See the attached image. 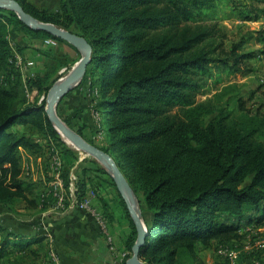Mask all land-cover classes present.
Wrapping results in <instances>:
<instances>
[{
	"label": "trees",
	"instance_id": "obj_1",
	"mask_svg": "<svg viewBox=\"0 0 264 264\" xmlns=\"http://www.w3.org/2000/svg\"><path fill=\"white\" fill-rule=\"evenodd\" d=\"M17 1L38 19L77 32L92 45L82 83L89 81L109 136L100 148L116 159L143 197L140 208L148 226L140 251L144 264H205L199 244L207 248L215 240L240 239L238 228L222 218L226 214L251 212V220L264 223V113L245 106L237 89L228 92L226 102L217 93L197 99L211 81L219 82L223 71H254L250 61L255 53L245 48L249 40L225 47L228 33L217 19L258 18L264 9L257 3L263 0H57L52 9ZM221 12L228 14L219 17ZM11 27L66 41L0 8V76L16 81L0 82V204L23 200L35 206L29 194L36 184L22 176L21 149L39 146L28 131L14 126L32 125L49 141L60 136L46 113V100L36 108L14 107L21 71ZM31 83L42 89L39 80ZM232 100L237 110L230 108ZM85 187L81 182L79 200ZM118 194L134 228L128 244L132 252L137 230ZM36 242V237H5L0 262L10 246Z\"/></svg>",
	"mask_w": 264,
	"mask_h": 264
},
{
	"label": "rangeland",
	"instance_id": "obj_2",
	"mask_svg": "<svg viewBox=\"0 0 264 264\" xmlns=\"http://www.w3.org/2000/svg\"><path fill=\"white\" fill-rule=\"evenodd\" d=\"M29 1L40 8H54L57 0ZM227 14L228 12H221L219 17ZM200 17L204 18V16ZM217 20L225 25V30L228 33L225 47L229 48L232 42L244 38L245 41L249 40L245 48L262 49V45L258 42L257 37H253L254 30L262 28L260 25L250 24L242 17H231L225 20L218 18ZM259 33L256 36H259ZM9 38L21 71V76H19L20 97L14 107L36 108L43 105L44 100H46L47 105V96L50 88L77 64L81 58V52L66 42L29 34L23 29L16 27H11ZM250 38L254 39L251 40ZM250 62L256 66L261 64L254 59ZM7 79L4 76H0L1 83L7 82ZM11 79H14V77ZM30 80H39L42 89L39 90ZM82 81L80 82V86L83 85L79 88L82 92H79L78 96L73 95L74 93L71 91V93H67L59 102L57 113L68 126L78 133L82 131L83 135H85V129L81 126L84 118L88 121L87 116L81 115V109L84 107H73L81 106V104L88 107L94 121L92 123H95L97 128L93 126L94 129L86 131V136L84 137L92 141L96 146L102 147L107 143L106 130L102 124V115L94 107L95 100L94 95L91 94L89 81L85 84ZM12 82L7 83L11 84ZM211 82L205 93L198 95V100H206L217 93L219 96H222V101L226 102L231 98L228 92L232 89H237L244 97L245 106L251 110L257 107L256 104L261 103L258 102L259 100L249 98L250 86L254 87L257 85L249 76L241 73L229 74L227 71H223L219 74V82ZM233 94H236V92ZM76 101L81 104L76 105ZM237 105L235 100L230 102L231 109H236ZM14 128L28 131L32 141L36 142L39 146L37 149H21L22 176L24 179L36 184L34 194H31L33 197L29 194L30 198L35 200L36 203L35 206H30L25 201L19 200L12 206L0 204V245L5 237H8L11 241H15L20 240V238H27L28 236L41 237L46 234H49V236H44L40 244L26 243L27 245L18 246L14 244L10 246L9 250L7 248L6 255L0 264H126L127 256L132 254L129 247L128 254L123 261H114L118 258L117 256L114 259L111 256L107 257L105 248L101 245L104 240L101 239L100 243V241L97 242L96 238H92L91 236L93 235L94 219L92 217L89 218L88 215H84L83 213L89 210V201L82 208V204L85 203L86 199L79 201L77 197L73 198V195L72 197L70 195L72 192H78L81 182H85L86 184V181L92 176V171L97 170L101 174L93 175V179H96L95 183L92 180L94 187L100 188L107 183V187L109 186L107 190H109L110 194L114 195V199L112 200H119V191L116 188V184L112 181V176L101 169L103 167L106 170L105 166L92 155L76 148L60 133L59 140L49 141L47 138H43V132L36 130L32 125L25 126L18 124ZM77 163H79L78 167L74 168V174L70 176L72 167ZM83 163L90 168V175H86L83 172L85 170ZM79 171L81 176L77 175ZM58 180L62 183V189H60L57 183L52 185V183ZM72 181L73 188L70 189ZM56 186L58 187L56 188ZM58 192L63 194L62 196L65 198L63 202H60ZM137 197L139 202L142 201L143 197L141 194L137 195ZM119 205L124 210V204L120 202ZM85 216L88 219H84ZM235 216L226 214L222 218L227 222L234 223ZM127 219L130 221L128 216ZM78 220H81V226L77 224ZM259 225L264 226V223ZM258 226L254 225L251 229L252 232L259 230ZM236 227L238 228V226ZM240 231L239 227L237 233L240 234ZM256 242L250 232H246L245 239L241 242L232 239L226 243H217L215 240L211 244L212 250L205 251L212 262L208 264H213V255L215 253L223 256V260L220 258V263L217 264H227V258H233L241 247H245L251 251H255L258 246L264 247V243L257 244ZM106 243L108 244V240L105 241ZM245 264H264V262L261 259H254L248 260Z\"/></svg>",
	"mask_w": 264,
	"mask_h": 264
},
{
	"label": "crops",
	"instance_id": "obj_3",
	"mask_svg": "<svg viewBox=\"0 0 264 264\" xmlns=\"http://www.w3.org/2000/svg\"><path fill=\"white\" fill-rule=\"evenodd\" d=\"M257 5L259 8L264 9V0L257 3ZM45 8H50V7H45ZM247 10L249 11V8L245 9L244 11H247ZM245 21L250 24L252 23L255 25H260L262 27V28H259L258 30H254L253 32L254 34L253 37L254 36L257 37L258 42H260V44L262 45L261 46L262 49L259 48L255 50V49L248 48V50H251L255 53V56L252 58V60L254 59L256 61H259L261 64L259 66L253 65L254 71L247 74L246 76H249L251 79H253L254 83L255 82L257 83V85L255 84L256 86L254 87L250 86V92H249L250 99L254 98V100H259L258 102H261L259 104H256L257 107H254V110L260 109L264 113V12L260 14L258 18H254L251 20H245ZM258 32H260L258 34L259 36H256ZM82 85L80 86L79 84L76 86L77 88L75 87L73 90H71V92L74 93L73 95L78 96L79 92H82L81 89H79L80 87H82ZM77 104H81V103H77L76 101V105ZM72 107H73V104H72ZM77 107H84L81 109V115H85L88 118V121H86V119L84 118L82 125H81L85 129L84 134L86 136V131H91L92 129H94V127L97 128V126L95 123H92L93 121L92 114L91 112H89L88 107H85L84 104H81V106H75L73 108H77ZM68 118L70 119V117ZM108 140H109V136L106 134V141ZM80 163H82V161H80ZM78 164L79 163L75 164L72 167L70 176L74 174L73 170L75 167H78ZM83 167L85 169L83 172L86 175H90L89 174L90 168L85 165ZM94 174L100 175L101 173L97 170L92 171L91 178H89V180L86 181V187H85L86 193L82 200L86 199L87 201H89L90 204L88 207L89 210L83 213L84 215H88L89 218L92 217V219H94L93 221V226H94L93 235L94 236L93 235L91 236L92 238H96L97 242H99L101 239L104 240V242H102L101 245L105 248V254L107 255V257L111 256L114 259V257L117 256L118 258H116V260L114 261H123L124 258L128 254V244L130 240L134 238V228L131 225L130 221H128L127 219L125 208L123 207L124 210L120 208L119 203L120 202L123 203L121 198H119V200H112L114 199V195L110 194L109 190H107V188L109 187V186L107 187L106 185L107 183L101 186L100 188L94 187L92 183V180L94 181V183L96 182V179H93ZM77 175L81 176L80 171L77 173ZM72 188H73V181H72V185L70 186V189ZM70 195L71 197L73 195V198L77 197L76 192H72V194ZM82 200H79V201H82ZM86 218L87 217L85 216L84 219ZM255 223L256 222L251 220V212H248L245 215H236L234 218L233 224L235 226H238V228L240 227L241 229L240 239H236V240L241 242L243 239H245L246 232H250L252 235V238H254L255 241H257L256 242L257 244L264 243V226L259 225L258 223L256 224ZM77 224L81 226L82 225L81 220H78ZM254 225H257V226L259 225L258 226L259 230H254V232H252L251 229L253 228ZM86 229H88V227H86ZM44 236H49V234H46ZM44 236H41V237L37 236L36 238H38V242L36 243L40 244V242L44 239ZM31 237L32 236H28L27 238H31ZM105 239L108 240V244L107 243L105 244V241H106ZM36 243H33V244H36ZM217 243L219 242L217 241ZM209 250H212L211 246L204 248L201 244H199L197 247V251L205 264H208L209 262H211V259L208 257V254H206V252H208ZM112 258H111V261L113 262ZM220 258L223 260V256L215 253L213 255V264L220 263L219 262ZM254 259H261L264 262V247L262 248L261 246H258L255 251L247 250L245 247H241L238 249L234 257L227 258L226 262L227 264H245L248 260L251 261Z\"/></svg>",
	"mask_w": 264,
	"mask_h": 264
},
{
	"label": "water",
	"instance_id": "obj_4",
	"mask_svg": "<svg viewBox=\"0 0 264 264\" xmlns=\"http://www.w3.org/2000/svg\"><path fill=\"white\" fill-rule=\"evenodd\" d=\"M0 8L13 10L27 26L34 30L46 31L55 37L61 38L81 52V58L77 64L50 88L47 96L46 113L55 129L63 137L68 139L76 148L96 158L105 166L107 172L112 176L137 230V239L132 247L131 256L126 260V264H144L140 256V251L141 247L146 242L148 226L142 216L137 194L128 178L112 155L86 140L81 134L68 126L57 113V106L62 98L84 79L88 66L92 61V45L84 36L77 32L38 19L27 12L23 5L17 0H0Z\"/></svg>",
	"mask_w": 264,
	"mask_h": 264
},
{
	"label": "built area",
	"instance_id": "obj_5",
	"mask_svg": "<svg viewBox=\"0 0 264 264\" xmlns=\"http://www.w3.org/2000/svg\"><path fill=\"white\" fill-rule=\"evenodd\" d=\"M17 63H19V62H17ZM57 183V185H59L60 186V189H62V183H61V181L60 180H58V181H56L55 183H52V185H54V184H56ZM58 186H56V188H57ZM57 193V192H56ZM58 195L60 196V202H63V200L65 199L64 198V196H62L63 194L61 193V192H58ZM88 204V201L86 200L85 201V203H83L82 204V208L85 206V205H87Z\"/></svg>",
	"mask_w": 264,
	"mask_h": 264
},
{
	"label": "bare ground",
	"instance_id": "obj_6",
	"mask_svg": "<svg viewBox=\"0 0 264 264\" xmlns=\"http://www.w3.org/2000/svg\"><path fill=\"white\" fill-rule=\"evenodd\" d=\"M70 142V141H69ZM71 143V142H70ZM72 144V143H71ZM73 145V144H72Z\"/></svg>",
	"mask_w": 264,
	"mask_h": 264
}]
</instances>
